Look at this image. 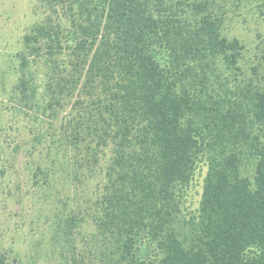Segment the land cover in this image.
<instances>
[{
    "label": "trees",
    "instance_id": "trees-1",
    "mask_svg": "<svg viewBox=\"0 0 264 264\" xmlns=\"http://www.w3.org/2000/svg\"><path fill=\"white\" fill-rule=\"evenodd\" d=\"M46 4L17 89L27 96L45 46L50 57L67 48L71 78L58 86L75 97L62 137L87 142L97 162L109 152L88 257L78 221L64 225L69 264H264V0ZM251 23L255 46L233 33ZM201 164L199 208L186 215Z\"/></svg>",
    "mask_w": 264,
    "mask_h": 264
},
{
    "label": "rangeland",
    "instance_id": "rangeland-1",
    "mask_svg": "<svg viewBox=\"0 0 264 264\" xmlns=\"http://www.w3.org/2000/svg\"><path fill=\"white\" fill-rule=\"evenodd\" d=\"M46 1L0 0V257L6 264H69L63 228L72 218L78 221V251L88 257L109 158L104 150L97 162L87 142L75 148L62 137L75 97L73 89L62 92L58 86L71 78L67 48H56L50 57L45 46L28 68L27 96L17 89L18 55L24 37L49 15ZM62 24L67 30L65 18ZM233 27L247 43H258L254 23ZM50 59H56V71ZM206 172L201 164L185 194L186 215L199 208Z\"/></svg>",
    "mask_w": 264,
    "mask_h": 264
}]
</instances>
